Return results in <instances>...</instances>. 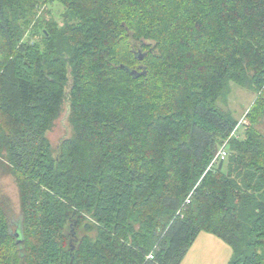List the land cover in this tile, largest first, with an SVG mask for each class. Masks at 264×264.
<instances>
[{
	"label": "trees",
	"instance_id": "1",
	"mask_svg": "<svg viewBox=\"0 0 264 264\" xmlns=\"http://www.w3.org/2000/svg\"><path fill=\"white\" fill-rule=\"evenodd\" d=\"M0 40V174L21 213L16 238L0 197V264H180L201 231L229 264H264V138L249 113L235 138L217 106L264 86V0H0Z\"/></svg>",
	"mask_w": 264,
	"mask_h": 264
},
{
	"label": "rangeland",
	"instance_id": "2",
	"mask_svg": "<svg viewBox=\"0 0 264 264\" xmlns=\"http://www.w3.org/2000/svg\"><path fill=\"white\" fill-rule=\"evenodd\" d=\"M50 13L54 19L61 25L60 14L63 13V9L60 5L52 4L50 6ZM174 33V31H173ZM175 35V34H174ZM7 46L0 40V59L5 58V51ZM159 52H155L158 55ZM163 58V57H162ZM162 59L157 61L153 60L151 64L153 71L149 77L153 74L160 73L162 68ZM162 76L167 80L169 76L162 72ZM217 106L228 113L231 119L238 123L233 136L238 139H242L244 135V124L247 125L248 120H244L245 114L249 113L254 121V129L264 138V86L255 92L250 89H245L236 85H230V92L225 99H219ZM72 126L69 122V108L68 102L65 100L60 110L57 113L56 118L52 122L49 132L46 134L47 139L51 145L53 155L56 154V148L59 143L72 135ZM227 142V141H226ZM0 197L7 199V218L9 222L10 232L16 234L19 229L20 223V204H19V191L15 178L10 174H0ZM66 225L63 235L64 249L71 250L76 245L75 236L70 237L69 232L73 229ZM88 226V227H86ZM79 234H86L90 238H94L96 229L93 222L86 218L81 228L78 231ZM232 259L231 247L222 241L220 238L201 231L197 236L195 242L189 248L184 259L180 264H229Z\"/></svg>",
	"mask_w": 264,
	"mask_h": 264
},
{
	"label": "built area",
	"instance_id": "3",
	"mask_svg": "<svg viewBox=\"0 0 264 264\" xmlns=\"http://www.w3.org/2000/svg\"><path fill=\"white\" fill-rule=\"evenodd\" d=\"M227 156V150H226V144H224L219 150L218 152L216 153L214 159L212 160L211 164L210 165H213V164H216L220 161H223ZM188 202V201H187ZM148 259H152V256L149 255L147 257Z\"/></svg>",
	"mask_w": 264,
	"mask_h": 264
},
{
	"label": "water",
	"instance_id": "4",
	"mask_svg": "<svg viewBox=\"0 0 264 264\" xmlns=\"http://www.w3.org/2000/svg\"><path fill=\"white\" fill-rule=\"evenodd\" d=\"M141 59H142V57L139 56V60H141ZM120 68H121V70H124L126 73H128L130 76L137 77L138 75H141V74H137V72L135 70H129V69L125 68L124 66H120ZM15 236L17 238L18 234L16 233Z\"/></svg>",
	"mask_w": 264,
	"mask_h": 264
}]
</instances>
